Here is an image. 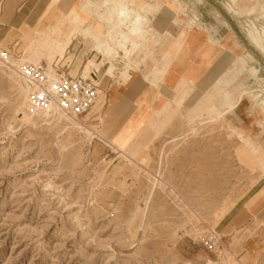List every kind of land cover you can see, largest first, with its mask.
I'll list each match as a JSON object with an SVG mask.
<instances>
[{"label":"rangeland","instance_id":"obj_1","mask_svg":"<svg viewBox=\"0 0 264 264\" xmlns=\"http://www.w3.org/2000/svg\"><path fill=\"white\" fill-rule=\"evenodd\" d=\"M60 1L32 0L36 5L25 20L18 15L11 28L0 27V37L5 36L0 38V52L17 38L14 45L20 44L19 51L28 59L47 63L49 41L66 44L70 39L63 57H54L53 66L66 60L68 48L81 36L89 48L80 57L85 51L96 55H85L87 61L81 62L78 73H74L77 61L70 56L71 73L80 75L89 63H107L93 45L108 30L86 15L81 18L92 28L89 40L82 33L85 28L73 34L76 27L70 15L75 10L60 12L68 2L55 14L61 13L56 24L44 26ZM91 1L96 6L103 3ZM128 1L146 19L145 41L125 77H121L122 55L113 61L111 79L116 78L118 62L123 85L129 83L130 71L138 70L145 59L153 60L155 64L146 66L153 70L148 82L156 89L152 105L134 108L128 101L111 98L103 111L106 96L101 91L95 107L75 119L83 130L61 119L51 120L50 126L37 116L28 121L14 74L0 61V264H240L245 252L236 260L228 249L234 239L246 236H252L260 251L257 264H264V196L259 182L264 176V90L258 101L252 95L241 97L231 111L245 121L250 138L243 139L239 129L229 127L230 112L220 115L218 93L244 86L245 72L222 75L212 86L228 65L216 66L188 102L200 76H185L170 89L163 86L175 37L161 33L149 16L167 14L169 24L185 34L201 27L198 16H187L172 6L165 11L161 3L169 0ZM185 2L191 7L189 0ZM245 3L246 10L232 16H247L246 38L258 52L251 49L256 59L243 61L254 70L245 80L246 90L257 85L264 89V53L249 40H264V0ZM9 33L11 39L4 43ZM219 46L216 37L208 40L197 52L198 64L202 67L205 62L208 69ZM235 59L243 56L231 61ZM240 95L231 93L224 103L232 106ZM253 199L255 204H250Z\"/></svg>","mask_w":264,"mask_h":264},{"label":"crops","instance_id":"obj_2","mask_svg":"<svg viewBox=\"0 0 264 264\" xmlns=\"http://www.w3.org/2000/svg\"><path fill=\"white\" fill-rule=\"evenodd\" d=\"M31 1L32 0H0V27L3 26L6 29L11 28L14 22L16 21L18 15L20 16L19 20H25L26 17L29 15L30 11L33 10V8L36 5L35 3L31 4L30 3ZM86 1H90L91 3H93L91 0H85L84 2H81V0H61L58 6V10L52 11V14L49 15L50 19L49 18L46 19V21L44 22V26L50 27V26L55 25L57 22V18L61 15V13L67 14L75 10V14L70 15L71 16L70 21L72 23V19L74 17H78L79 20L77 22V25L75 24L76 29L73 31V34L74 33L78 34L79 31L83 28H85V31H82L83 34L87 32L89 33L91 32L92 28L86 27L87 26L86 22L81 18V16H86V15L96 19L97 21H99V23L104 25L106 28V25L101 20H99L96 16L94 17L91 16L88 12H86L83 9L82 7L83 3H85ZM183 1L185 2V0ZM189 1H190L191 7L189 6L188 3L185 2L189 7V16H198V18L203 23V27L198 26L194 30L188 31L187 34H185L182 29L177 30L174 27H172L169 24L170 16L167 14H162V15L156 14V15L149 16V19L151 20V22L156 26V28L161 33L171 32L175 37V39L173 40V42L175 43V47L173 48L174 50L172 49L173 51H171V54H170L172 58V62L168 68V71L163 79L162 84L167 89H170L176 86L177 82L180 81L185 76L194 75L196 77L199 75L200 77L192 89L191 98L189 101L187 100L188 102H191L193 94L195 92V88L197 87L199 82H201V80H203L208 73H210L213 69H215L216 66L220 68L221 67L224 68L225 66L228 65L226 69L223 71V73H221V75H219V77H217L214 80L212 86L215 85V82L218 81L222 75L224 76L228 75L235 70L240 71V73L245 72V77L242 80L244 82V86L232 88V89H229L228 91H227V88H228L227 87L221 93H218L219 99L221 98V101L219 103V106L221 109L219 110L222 111L230 107V106L228 107V105L224 103L226 96L231 93H237V92L242 93L243 91L248 89V87L245 85V80L250 76L252 77L251 74L254 72L251 66H249L247 63L243 62L242 60L235 59L231 61V58H233L234 56H245L247 54H250L253 59H256L255 57L256 54L255 53L252 54L251 49H253L256 53L258 52L250 45V43L248 42L246 38V34H245V28L247 27L248 18L245 14L243 16H240V18H235L234 16H232L227 11V8H226L230 0H189ZM65 2H68L69 6L67 8L66 7L61 8V5H64ZM238 5H239V8L243 7L244 1L238 0ZM76 6H78L77 9H75ZM60 8H61V11H60L61 13H59V16L57 17L55 14L57 13V11L60 10ZM2 20L4 21L2 22ZM263 23L264 22H262V24ZM173 25H175V23H173ZM208 29L215 30L216 32L215 37L218 43L220 44V46L216 49V52L218 54L217 59H216V54H215L210 59L211 61L208 65V69H205L204 68L206 64L205 62H203L202 67L200 66V64H198L199 60H198L197 52L202 47L207 46L208 33H209ZM99 35H100L99 39L102 36H104L101 34ZM11 36L12 35H10V33L7 34L4 43L6 41H9L11 39ZM0 38H3V35ZM159 39H160V36H157L158 41ZM144 41H145V38H144ZM49 42H50V47L53 45L60 44L64 47V50H65V47L67 46V44L71 42V40L68 39L66 44H63L61 42H56L54 40H50ZM10 43L12 44H9L8 47L11 48L13 47L14 44L18 43V39L16 38L14 41ZM178 45L180 46L178 47ZM18 46H20V44ZM88 48L89 47L86 41L81 36H78L76 39H74L73 43L68 48L66 57L71 56L74 62L77 61L76 64L74 65V73H78V71L80 70L81 62L82 64H84L87 61V60L85 61V58H84L85 55L91 54L92 58L96 55V52L90 51L88 53L85 51V55H82V57H80L82 51ZM78 52H80V54ZM46 54H44V57L45 59H47L48 65H50V63L52 65V62L55 56H61L60 54H54L49 57ZM157 57H158V54H157ZM101 59L102 57L98 55L97 61H100ZM213 59H216V60L214 61ZM122 63L124 67L123 60H122ZM150 64H155V62L151 59H145L144 61H142V63L139 65L140 68L138 70L130 71L129 83L121 85L119 84L120 76L118 75H119V70L122 68V64L118 62L119 70L116 72V78L110 79L105 89L102 88V91L105 93V96H106V104L103 108V111H105V109L107 108L111 98H114L115 101H118V100L128 101L131 103L132 107L134 108L135 107L143 108L147 105H152L153 104L152 96L156 92V89L148 82L150 79H152V75H153L152 74L153 70H148V71L146 70L147 69L146 66ZM88 65L89 64H87L85 68L83 69V71L81 72L82 76L84 75V71L86 70ZM94 70L95 72H97L96 69H93L92 72ZM123 71H124V68H123ZM155 77H156V74L154 78ZM212 90L214 91H210V92L214 93L215 89H212ZM208 91L209 89L206 92ZM212 95L213 94L211 93L207 94V96H209L210 98L212 97ZM227 119H228V122L230 123V126L229 125L228 126L232 128L233 130L239 129L242 132L243 139L250 138L249 134H247L244 130L245 121L238 114L237 111L230 112L227 115ZM263 164H264V161H263ZM259 182H262L260 194L264 196V176L259 180ZM255 202H256V199H253L250 204H255ZM256 214L257 212L254 215ZM224 237L226 238V235ZM228 250L231 252V254L235 256L236 260H238V255L240 254L241 251L245 252V256L242 257L241 260H238L240 264H257V258H258L260 251L255 247L254 243L252 242V236H248V237L246 236L241 239H234L233 244Z\"/></svg>","mask_w":264,"mask_h":264},{"label":"bare ground","instance_id":"obj_3","mask_svg":"<svg viewBox=\"0 0 264 264\" xmlns=\"http://www.w3.org/2000/svg\"><path fill=\"white\" fill-rule=\"evenodd\" d=\"M242 1H244V6L239 8L238 0H230L226 7L227 11L231 15H236L239 14L241 11L246 10L247 5L245 3V0ZM161 4L162 7L165 8V11L168 9L170 10L171 8L170 6H172L174 8L179 9V11H182L187 16L189 15V12H185V10H188V8H187V4L183 0H169L168 3L165 4L161 3ZM82 7L91 16L93 17L96 16L99 20H101L106 25V28L108 30V35L102 36L93 46L94 49L98 52V54L103 55L105 59L108 60V62L104 63L102 66H95L94 63H89L83 75V78L87 79L89 78L90 74H92L91 73L92 70L96 69L97 70L96 73L99 78L98 84L102 86L103 89H105L108 81L111 78H113L114 75V67L112 63L115 59H117L120 56V54L122 55V60L124 62V71L122 72L121 76L125 77L127 75V72L130 70L132 66V57L136 56V54L139 51V47L141 46V42H143L145 38L143 35L144 34L143 28L146 19L140 15L141 10L135 7L128 0H122V1L103 0V3L100 7L94 5L90 1H86L85 3H83ZM129 8H132V10H130ZM78 20H79L78 17H74L72 19V23L77 25ZM197 22L201 27H203V23L199 18ZM208 30L211 32L212 37L214 38L216 36L215 30L214 29H208ZM84 35L86 39L89 40V32L84 33ZM212 37H210L208 34L209 41H211ZM249 40L258 51L264 53L263 38L253 39L249 37ZM128 45L132 46L131 50L127 48ZM5 50L11 51V56H5L4 55ZM63 53H64V47L60 44H57L49 47L46 55H48L49 57L54 54H60L61 56H63ZM35 54L38 56V52ZM68 58L69 57H67L66 60L57 61L52 66L51 63L50 65H48L47 63L38 61L37 59H33V58H32L33 60H31V58L28 59L27 53L20 52L18 45L17 46L14 45L12 49L6 47L0 52V61L2 65L8 70V72H10V70L13 72L14 78L19 87V91L23 98V105H27V110L29 111L30 114V116H26V119L28 121H32L33 118L37 116L46 125L50 126L52 124L51 120L61 119L62 121L70 122L73 125V127L83 130V127H81L79 123L75 121V119H79L80 117L70 116L55 108L43 113H37L33 111L31 107L28 90L26 89L20 74V70L23 65L26 64L38 65L41 63H45L50 72H54L55 64H61L62 66L69 65L70 74L72 76H77L71 73L72 61L69 62ZM241 60L249 62L252 61L253 58L251 55L247 54L243 56V59ZM263 90L264 89H262L257 85L256 87H254V89L243 91L238 101L234 105L230 106L228 109L223 110V112L220 115L225 116L233 109H235L241 97L252 95L256 98V101H258L260 97L259 93L262 92ZM99 100L100 99H98L97 102ZM208 108L203 110L202 113H204L205 111L207 112ZM216 118L217 117H214L213 119ZM210 264H214V263H210Z\"/></svg>","mask_w":264,"mask_h":264},{"label":"built area","instance_id":"obj_4","mask_svg":"<svg viewBox=\"0 0 264 264\" xmlns=\"http://www.w3.org/2000/svg\"><path fill=\"white\" fill-rule=\"evenodd\" d=\"M4 55L11 56V51L5 50ZM20 74L32 110L37 113L55 108L70 116L83 117L91 111L102 91L96 72L87 79L82 75L72 76L69 65L55 64L54 72H50L45 63L26 64Z\"/></svg>","mask_w":264,"mask_h":264}]
</instances>
